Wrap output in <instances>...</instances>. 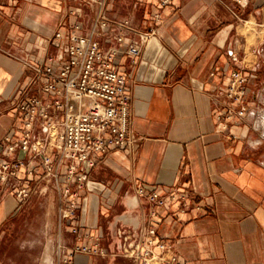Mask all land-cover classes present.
<instances>
[{
  "label": "crops",
  "instance_id": "crops-1",
  "mask_svg": "<svg viewBox=\"0 0 264 264\" xmlns=\"http://www.w3.org/2000/svg\"><path fill=\"white\" fill-rule=\"evenodd\" d=\"M261 3L172 0L161 8L157 0H108L111 28L104 32L95 27L97 4L87 0H0V142L14 127L20 135L13 97L22 87L38 93L28 65L53 53L56 31L80 24L82 34L107 50L119 46V33L128 40L145 30L148 12L161 16L151 21L157 35L128 82L135 152L111 150L87 170L88 184H73L79 208L72 219L61 218V194L39 174L22 204L16 186L26 184L24 170L0 185V264H136L121 251L117 230H136L150 214L151 205L136 194L140 186L188 191L210 207L179 214L170 203L151 219L178 264H264V135L251 118L225 121L226 128L219 120L230 105L234 70L259 87L248 95V111H264ZM122 22L133 32L118 29ZM129 62L123 55L117 68L129 71ZM97 242L105 254L72 252Z\"/></svg>",
  "mask_w": 264,
  "mask_h": 264
},
{
  "label": "built area",
  "instance_id": "built-area-1",
  "mask_svg": "<svg viewBox=\"0 0 264 264\" xmlns=\"http://www.w3.org/2000/svg\"><path fill=\"white\" fill-rule=\"evenodd\" d=\"M137 3L143 0H136ZM247 4V0H236ZM172 0H157L159 7H167ZM260 9L264 14V0ZM97 4L95 27L107 32L111 28L108 16V0H87ZM147 28L133 32L128 22L117 24L136 34L127 40L124 33L117 35L119 46L102 50L98 41L82 34L80 24L61 28L54 33L49 43L53 53L42 61L28 65L35 74L29 87L19 88L13 97L17 113L16 124L0 142V185H8L18 178L21 170L27 176L16 186V197L20 204L33 193L35 187L28 183L36 175L45 185L53 183L61 194L62 219H72L79 208L73 184L81 189L88 184L87 170L94 168L111 150L135 152L139 139L132 131V94L128 85L139 64V58L157 35L151 21H160L157 10L148 12ZM150 21V22H149ZM264 39V20L256 24ZM129 57V71H120L117 66L121 56ZM232 60L237 57L232 53ZM242 71L231 72L227 87L230 105L221 112L219 120H233L237 106L249 95L246 86L249 77ZM243 104L237 113L248 114ZM44 187L40 188L43 191ZM139 198L151 205V211L138 229L119 228L117 237L124 256L136 264H178V256L167 242L158 240L157 227L151 221L170 203L178 204V213L191 209L208 212L210 207L197 201L188 191L175 189L148 190L145 186L136 189ZM78 233L79 227H73ZM99 240V239H97ZM73 253L105 254L99 243L77 244Z\"/></svg>",
  "mask_w": 264,
  "mask_h": 264
},
{
  "label": "rangeland",
  "instance_id": "rangeland-1",
  "mask_svg": "<svg viewBox=\"0 0 264 264\" xmlns=\"http://www.w3.org/2000/svg\"><path fill=\"white\" fill-rule=\"evenodd\" d=\"M249 29H253V30H255V26L253 25V23H251V24H248V26H247ZM259 31V30H258ZM259 32H261V31H259ZM246 76V75H245ZM248 77H249V79H248V83L246 84V86L248 87V88H250V94L252 95L253 93H255V94H257V92H258V90H259V87L258 86H256V85H254V82H253V84L251 85V79L253 78L251 75H247ZM251 96H247L246 98H245V100H243V102H242V104H240L239 106H237V108H236V110H235V112H236V114H235V116H234V118H233V120H241V118H251V120H252V126L253 127H256V128H258L260 131H261V133H263V135H264V124L262 123L263 122V118H264V111H263V113L262 114H259V113H257V111H248L249 113L245 116V117H240L237 113L241 110V106L244 104L245 105V107L247 108V109H249V104L250 103H252L251 102ZM261 122V123H260Z\"/></svg>",
  "mask_w": 264,
  "mask_h": 264
},
{
  "label": "bare ground",
  "instance_id": "bare-ground-1",
  "mask_svg": "<svg viewBox=\"0 0 264 264\" xmlns=\"http://www.w3.org/2000/svg\"><path fill=\"white\" fill-rule=\"evenodd\" d=\"M261 123V122H260ZM263 124H264V118H263V122H262Z\"/></svg>",
  "mask_w": 264,
  "mask_h": 264
}]
</instances>
